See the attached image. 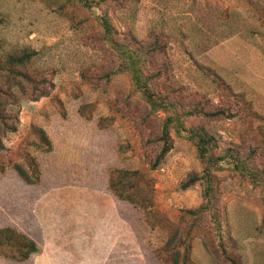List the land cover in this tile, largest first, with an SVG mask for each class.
I'll list each match as a JSON object with an SVG mask.
<instances>
[{
  "label": "rangeland",
  "instance_id": "374dc122",
  "mask_svg": "<svg viewBox=\"0 0 264 264\" xmlns=\"http://www.w3.org/2000/svg\"><path fill=\"white\" fill-rule=\"evenodd\" d=\"M105 10L121 33L132 28L142 40L152 32L169 36L162 38L167 47L158 63H166L188 107L229 115L191 119L187 129L206 130L218 154L253 144L248 133L264 129V42L254 34L261 28L246 0H127L121 10ZM95 13L102 14L89 12V18ZM85 14L65 0H0V54L34 50L33 68L52 79L48 96L33 100L15 88L16 101L7 105L16 131L2 136L0 228L28 235L40 252L26 262L0 256V264H162L156 249L167 233L152 230L140 208L110 191L115 169L145 175L155 209L174 223L203 202L201 186L183 188L202 171L187 133L173 134V149L152 170L146 144L165 115L146 121L147 106L133 94L129 76L112 74L117 62L96 39L102 32L82 23ZM37 128L48 134L52 151L34 146ZM27 146L40 166L35 185L13 168ZM217 177L233 252L243 264H264V190L230 169ZM205 240L195 236L193 264H222Z\"/></svg>",
  "mask_w": 264,
  "mask_h": 264
},
{
  "label": "trees",
  "instance_id": "16d2710c",
  "mask_svg": "<svg viewBox=\"0 0 264 264\" xmlns=\"http://www.w3.org/2000/svg\"><path fill=\"white\" fill-rule=\"evenodd\" d=\"M126 1L65 0V6L78 7L88 15L97 10L102 12L98 16L95 13L94 19L85 14L82 23H88L102 32V38L96 39L107 46L117 62L116 71L112 74L129 76L133 94L147 106L146 121L154 114L165 115L159 133L146 144L151 151L149 163L152 170L157 169L173 149V134L182 137L187 133L186 139L195 147L202 171L192 174L183 188L201 186L203 202L196 209L185 210L180 220L174 223L155 209L152 185L145 180V175L137 171L115 169L110 175L109 189L119 200L140 208L152 230L160 229L167 233L165 243L156 249L162 264H193L192 242L199 234L204 235L207 249L219 262L243 264L241 258L233 252L235 240L223 228L217 174L230 169L238 179L264 190V129L248 133L253 142L251 146L230 148L221 154L217 152L215 138L206 130L187 129L185 125L188 120L229 115L223 109L206 114L201 108L188 107L190 104L183 97V89L167 76L166 63L163 61L160 66L158 63L167 47L162 38L169 36L152 32L147 40H142L132 28L122 33L116 29L105 8L114 6L121 10ZM246 3L252 11V18L259 22L261 28V31H254V34L264 42V0H246ZM262 51L264 53V48ZM35 57L36 52L27 48L0 54V151L4 148L2 136L16 131L13 116L7 111L9 101H16L14 89L22 90L33 100L49 95L52 79L33 68ZM34 135L33 143L37 150L52 151V142L45 130L37 128ZM29 146L17 154L20 161L13 168L27 184L35 185L40 182L41 172L37 158L29 152ZM153 152L157 154L154 156ZM5 171V165L0 162V173ZM39 252L38 243L28 235L12 227L0 228L1 257L26 262Z\"/></svg>",
  "mask_w": 264,
  "mask_h": 264
}]
</instances>
